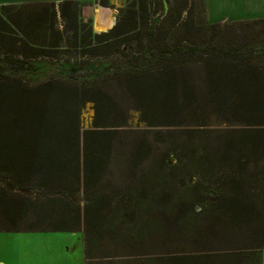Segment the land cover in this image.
<instances>
[{"label": "trees", "instance_id": "trees-1", "mask_svg": "<svg viewBox=\"0 0 264 264\" xmlns=\"http://www.w3.org/2000/svg\"><path fill=\"white\" fill-rule=\"evenodd\" d=\"M80 4L75 0L60 3L59 11L69 27L62 30L66 42L57 49L53 42L56 32L59 34L61 29L56 28L55 2L0 5V220H5L0 222V231H82L86 264H204L199 260H209L212 255L152 259L112 254L118 248L164 236L163 214L175 207L179 209L181 204L182 230H187L186 226L192 225L188 220L193 213L188 206L193 208L202 199L188 194L177 195L168 184L169 173L164 165L132 182L124 192L106 190L102 172L110 146L103 141L109 135V129L99 122L105 107L99 89L95 88L100 85L92 84L81 90L77 83L50 77L32 86L22 75L41 69L45 64H68L74 57L75 64L70 65L69 72L111 74L114 80L141 91L148 100L146 103L158 104L161 108L165 105L167 112L172 113L178 107L174 100L176 90L184 79L178 78L179 75H190L189 70H195L200 63L206 69L213 90V95L205 101L222 111L248 114L243 121L247 128L239 134L241 138L264 137V17L228 23L231 27L252 25L257 37L244 45L218 48L211 40L205 44L183 42L178 32L187 28V20L181 26L173 21L168 28L161 23L155 28L148 27L145 32H136L137 10L133 4L122 9L128 19L126 28L118 23L108 32L97 33L89 22L83 21ZM145 4L146 0H142L141 16L144 17ZM206 21L218 34L227 29L222 28L221 23H210L207 18ZM132 39V47H122ZM46 55L52 57L48 59L49 63L41 66L32 62V59ZM56 55L60 57L56 59ZM111 56H117L120 61L95 64L83 60L85 57ZM63 57L66 58L62 60ZM187 74L186 80L191 84L193 80ZM86 100L95 102L96 116L91 128L81 130L79 113ZM182 101L183 104L187 99ZM203 104L199 100L195 106ZM52 122L58 133L56 141L35 142L36 131L42 126L44 131ZM52 129L47 126L46 131ZM227 139H234V136ZM188 141L196 144L199 138L192 134ZM229 142L226 140L222 144ZM216 149L220 158H226L232 151L220 145ZM204 157H199L203 164L206 162ZM215 167L212 163L206 168L200 180L214 182ZM31 177L42 180L41 183H61L69 179L73 191L83 194L84 202L80 204L71 200L68 194L58 196L56 192L43 199L26 196L21 191L26 189L22 181ZM4 180H8L9 185L4 184ZM228 180L226 184L236 187L248 182L243 177L231 175ZM203 186L197 181L190 188L201 189ZM211 191L218 194L221 190L215 187ZM242 198L253 200L244 197L242 192H235L229 199L240 201ZM222 201L227 203L228 200ZM255 202L250 203L252 208L262 207L263 201L261 204L260 200ZM34 204L42 207L33 209ZM46 205H52V208H46ZM134 211L141 214L142 223L128 224L127 216ZM104 246H113L112 252H104ZM223 256L231 260L229 264H264V241L250 251L236 250Z\"/></svg>", "mask_w": 264, "mask_h": 264}, {"label": "rangeland", "instance_id": "rangeland-1", "mask_svg": "<svg viewBox=\"0 0 264 264\" xmlns=\"http://www.w3.org/2000/svg\"><path fill=\"white\" fill-rule=\"evenodd\" d=\"M141 2L142 0H99L96 3L82 1L79 8L83 21L89 22L93 31L97 33L108 32L118 23L124 26L123 29L126 28L125 23L128 19L122 9L133 4L137 10L136 32H145L148 27L155 28L161 23L168 28L173 21L181 26L187 20L189 23L187 28L179 29L178 32L183 42L187 40L188 43L205 44L211 40L216 47L227 48L229 45L247 44L257 37L254 26L227 25L232 21L220 22L223 24L222 28L227 29L218 34L206 21L203 0H146L147 10L143 12L146 17L141 16ZM55 5L56 28L61 29L59 34L56 32V40L53 42L57 49L65 44L66 37L62 30L69 25L59 11L60 4ZM99 11L105 19L101 25L97 23ZM133 42L132 39L127 44H122V47L129 49ZM56 56V59L60 57V55ZM50 58L52 57L46 55L34 58L32 62L43 66V63H49ZM75 59L70 58L65 65L60 62L55 65L45 64L43 68L30 70L22 77L32 86L50 77L77 83L81 90L83 87H92V84L100 85L95 88L99 89V96L103 98L105 107L101 110L99 122L106 125L105 129H109V135L103 141L110 146L109 156L106 158L105 169L102 172L105 189L124 192L132 182L156 171L157 166L164 165L169 173L168 184L177 195L188 194L195 199H202V202L196 203L193 208L188 206L193 213L188 220L192 225L189 223L186 226L187 230H182L180 218L183 204H181L179 209L175 207L163 214L166 228L164 236L152 237L145 242L118 248L116 253L112 254L156 259L206 253L212 255V258L202 259L199 262L229 264L231 260L223 255L236 250L250 251L264 241V137L241 138L239 134L245 132L241 130L247 128L243 121H246L248 114L236 113L233 110L222 111L214 104L205 101L208 96L213 95V90L206 69L200 63L195 70H189L193 80L191 84L186 80L187 73L179 75L178 78L184 79L179 83L174 98L178 107L169 113L163 107L165 105L161 108L158 104L146 103L148 100L141 91L128 86L125 82L114 80L111 74H95V71L69 72L68 69L70 65L75 64ZM83 60L95 64H107L111 60L120 61L117 56L96 59L85 57ZM183 98H186L187 102L182 104ZM199 100L204 104L195 106ZM95 106L94 101L86 100L80 108L81 130L93 126L96 116ZM48 124L47 126L53 129L46 131L47 126H45V130L42 131L44 126L40 127L33 137L35 142L43 144L56 141L58 137L56 127L53 122ZM194 130L196 131L192 132ZM192 134L195 138H199L197 145L188 141L192 139ZM229 136H234V139H227ZM226 140L230 142L222 144ZM219 145L232 150L226 158L219 157L220 153L216 151ZM202 155H205L204 164L199 158ZM212 163L216 166L215 180L203 182L200 177ZM229 175L239 179L243 177L248 182L240 187L229 185L228 182L226 184V181H230ZM197 181H201V185H204L201 188L204 189L203 191L190 188V185ZM8 182L4 180V184L9 185ZM41 182L42 180L36 177L25 179L22 183L26 189L21 191L35 199H43L48 194L56 192L58 196L68 194L71 200L80 204L84 202L83 194L81 191H73L69 179L61 183ZM215 187L217 189L220 187L221 191L218 194L211 191ZM235 192H242L244 197L248 196L249 199L252 197L253 200L229 199L231 195H235ZM224 198L228 200L227 203L222 201ZM258 200L260 204L263 201L262 207L252 208L250 203L254 201L258 203ZM40 207L41 204L33 205V209ZM45 207L52 208V205ZM140 215L138 211L128 215V224L142 223ZM0 222L3 223L5 220L2 219ZM112 248L113 246H104L103 250L112 252ZM0 264H86L83 233L82 231L0 233Z\"/></svg>", "mask_w": 264, "mask_h": 264}, {"label": "crops", "instance_id": "crops-1", "mask_svg": "<svg viewBox=\"0 0 264 264\" xmlns=\"http://www.w3.org/2000/svg\"><path fill=\"white\" fill-rule=\"evenodd\" d=\"M65 0H0L1 4H23L37 2H55L60 4ZM80 2H97L99 0H75ZM205 14L208 22L220 23L264 17V0H204ZM24 231H0V233ZM26 232V231H25ZM63 232V231H58ZM83 233V232H82ZM84 240V235H83Z\"/></svg>", "mask_w": 264, "mask_h": 264}, {"label": "bare ground", "instance_id": "bare-ground-1", "mask_svg": "<svg viewBox=\"0 0 264 264\" xmlns=\"http://www.w3.org/2000/svg\"><path fill=\"white\" fill-rule=\"evenodd\" d=\"M99 12H100V11H99ZM104 22H105V19H104L102 13L100 12L99 15H98V18H97V23L101 25V24H103Z\"/></svg>", "mask_w": 264, "mask_h": 264}]
</instances>
